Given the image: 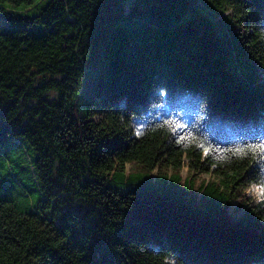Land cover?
Masks as SVG:
<instances>
[{
  "label": "trees",
  "instance_id": "16d2710c",
  "mask_svg": "<svg viewBox=\"0 0 264 264\" xmlns=\"http://www.w3.org/2000/svg\"><path fill=\"white\" fill-rule=\"evenodd\" d=\"M251 183L264 0H0V264H264Z\"/></svg>",
  "mask_w": 264,
  "mask_h": 264
},
{
  "label": "rangeland",
  "instance_id": "374dc122",
  "mask_svg": "<svg viewBox=\"0 0 264 264\" xmlns=\"http://www.w3.org/2000/svg\"><path fill=\"white\" fill-rule=\"evenodd\" d=\"M126 169L127 173H130L141 170L143 169V167L140 164L129 162L126 165ZM156 171L157 170H154L152 172L153 177L156 175ZM181 174L183 175L184 179L187 178L190 175L188 168L183 167V169L181 170ZM210 177V174L207 173H197L192 175V178L194 180V192H199V187L201 186V183L204 180L209 179ZM259 203H264V185L260 183H251L248 187L240 191V196H238L233 201V203L228 209L227 215L232 221L236 222L240 220V218L244 215L247 209Z\"/></svg>",
  "mask_w": 264,
  "mask_h": 264
}]
</instances>
